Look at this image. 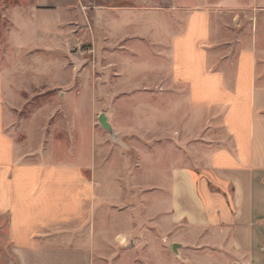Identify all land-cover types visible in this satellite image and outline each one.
<instances>
[{"label": "crops", "instance_id": "1", "mask_svg": "<svg viewBox=\"0 0 264 264\" xmlns=\"http://www.w3.org/2000/svg\"><path fill=\"white\" fill-rule=\"evenodd\" d=\"M166 1L120 9L109 24L117 37L106 45L120 47L119 77L145 70L131 65L138 58L150 71L158 55L167 61L166 74L156 78L185 94L199 116L201 148L190 161L189 154L179 165L166 156L158 166L150 140L143 162L136 138L121 150L95 137L91 121L73 118L65 122L73 128L68 144L60 145L51 110L47 117L40 112V151L23 150L2 132L11 119L1 117L0 217L15 264H112L105 254L125 245H133V257L123 264H135L136 234L147 235L149 246L157 238L158 173L166 236L180 264H264V0ZM216 31L237 34L219 45ZM219 46L225 54L217 59ZM46 75L40 73V95L47 84L60 85ZM142 208L147 214L140 217Z\"/></svg>", "mask_w": 264, "mask_h": 264}, {"label": "rangeland", "instance_id": "2", "mask_svg": "<svg viewBox=\"0 0 264 264\" xmlns=\"http://www.w3.org/2000/svg\"><path fill=\"white\" fill-rule=\"evenodd\" d=\"M166 2L0 0V119H6L7 116L11 119L9 124L2 126V132L13 137L16 145L23 150L40 151V112L47 117L54 110V118H57L55 124L58 125L54 131V143L68 144L65 142L69 141L67 136L73 128L65 122L73 118L91 121L95 137L104 136L121 150H130L128 137L131 142L136 138L132 143L141 151L143 162L148 160L149 140L151 150L156 149L158 154V166L164 162L166 156H170L167 159L178 165L185 163V154H189V161L192 160L193 154L201 148L199 138L196 137L200 135L197 134L199 127L195 120L199 116L186 106L185 94L180 89H171L169 85L165 87L164 82L156 78L159 72L166 74L164 67H167V61L158 55L156 64H152L154 70L158 69L155 72L147 70L148 65L139 63L138 58L131 65H145V70L133 69L119 77L117 52L120 47L110 48L106 45L117 37V32L112 31L109 24L116 23L120 18L121 15L117 14L122 13L123 10L120 9L162 6L167 5ZM241 2L243 4L244 0ZM237 3L239 5L240 0ZM114 7L117 9L110 10ZM238 17L239 21L245 20L244 15ZM214 33L219 36V45L233 39L237 34L236 31ZM224 49L217 47L214 55H224ZM164 51L160 49L158 53ZM211 65L212 69H217L216 60ZM40 73L57 80L55 87L60 85L52 88L53 85L47 84V91L40 95ZM155 80L156 86L152 87ZM148 86L151 88L144 89ZM100 114L107 117L114 139L98 124ZM80 129L77 126L75 130ZM36 158V155L30 156L23 161H35ZM161 178L158 173L155 208L157 238L149 246L146 243L147 235L136 234L140 240L133 239L141 242L136 243L137 264L181 263L171 252L172 241L166 236V196L165 191L159 189L163 188V184L159 182ZM131 194L130 191L126 195ZM113 208L116 205L111 209ZM145 209L147 211L148 208ZM146 214L142 208L140 217ZM5 223L6 218L0 217V264H15L6 239ZM109 224L115 229L118 226L116 221ZM143 224L140 226L141 232L148 228L147 224ZM119 240L122 241L123 238ZM127 242L123 240V246ZM132 246L125 245L120 251L115 248L113 252L105 254V257L112 264H116L119 257H122V264L127 263V258L133 257L132 251H127ZM136 253L139 259L136 258Z\"/></svg>", "mask_w": 264, "mask_h": 264}, {"label": "water", "instance_id": "3", "mask_svg": "<svg viewBox=\"0 0 264 264\" xmlns=\"http://www.w3.org/2000/svg\"><path fill=\"white\" fill-rule=\"evenodd\" d=\"M98 124L103 130H105L109 134L111 139H114V133L110 124L108 123L107 117L104 114H100L98 116Z\"/></svg>", "mask_w": 264, "mask_h": 264}]
</instances>
